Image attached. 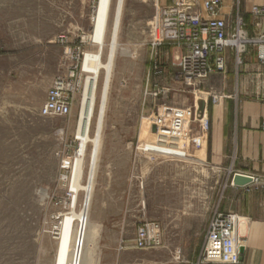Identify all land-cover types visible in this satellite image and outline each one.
Wrapping results in <instances>:
<instances>
[{
    "label": "rangeland",
    "instance_id": "374dc122",
    "mask_svg": "<svg viewBox=\"0 0 264 264\" xmlns=\"http://www.w3.org/2000/svg\"><path fill=\"white\" fill-rule=\"evenodd\" d=\"M203 1L195 0L197 9ZM96 2L0 0V264L53 263L55 224L50 217L68 195L62 177L69 176L70 169L63 165L79 149L76 121L89 73L80 69L76 74L80 92L69 116L43 117L39 108L53 78L64 72L66 46L97 52L98 44L89 40ZM172 2L124 0L120 49L112 70L89 211L93 239L87 247L92 249V264L180 263L181 251L173 247L177 210L191 209L203 190L210 198V218L219 212L234 213L225 210L223 196L231 185L229 178L225 185L224 170L193 160L206 161L204 150L189 154L179 147L192 159L142 150L153 149L152 141L187 144L191 134L203 131L198 121H192L182 140L159 135L156 129L159 118L169 111L191 109L196 97L204 96L198 92L203 91L201 83L179 76L177 48L151 46L150 22ZM115 3L112 0L102 59ZM95 114L96 107L90 135ZM144 223L158 224L160 247H135L137 230Z\"/></svg>",
    "mask_w": 264,
    "mask_h": 264
},
{
    "label": "crops",
    "instance_id": "0c3cea01",
    "mask_svg": "<svg viewBox=\"0 0 264 264\" xmlns=\"http://www.w3.org/2000/svg\"><path fill=\"white\" fill-rule=\"evenodd\" d=\"M252 6H264V0H236V3L221 0L216 16L224 18L229 25L236 15L243 16L246 32L252 36L261 30L256 26L258 19L250 13ZM260 23L263 28L264 23ZM224 56L225 69L201 82L205 94L218 96L214 103L206 104L207 131L194 132L187 144L152 141L154 152L151 153L187 158L179 147L189 154L192 150H204L206 161L193 160L197 165L224 170L225 185L233 173L256 177L257 182L230 186L223 198L225 210L236 213L245 224L244 232L239 234L243 247L239 264H264V131L259 127L264 117V63L258 59L255 46L243 54L240 65L236 64L232 50H225ZM205 94L202 99L206 98ZM202 142L204 145L195 147L194 144ZM192 203L191 209L188 206L186 211L177 210L173 247L181 251L183 259L178 264H192L198 258L210 221V198L205 197L204 190Z\"/></svg>",
    "mask_w": 264,
    "mask_h": 264
},
{
    "label": "built area",
    "instance_id": "2783aa9c",
    "mask_svg": "<svg viewBox=\"0 0 264 264\" xmlns=\"http://www.w3.org/2000/svg\"><path fill=\"white\" fill-rule=\"evenodd\" d=\"M221 0H204L202 8L197 9L195 0H173L161 7L150 22L151 46L155 50L164 47H174L179 50V76L186 80L201 83L210 75L222 72L226 66L224 51L234 52L236 64L242 63V56L250 46L257 48V56L264 63V6H252L251 13L258 19L256 24L260 31L249 36L245 29V21L241 15H236L229 25L224 18L217 17ZM95 7V6H94ZM94 11V9H93ZM263 30V31H262ZM262 31V32H261ZM84 52L77 48L63 50L65 60L64 72L53 78L46 91V96L39 108L43 117L69 116L77 103L80 84L76 74L82 69ZM157 56V51L155 52ZM168 89L163 91L166 93ZM199 94H205L198 91ZM206 98L196 97L191 109L173 110L159 118L157 133L170 138L185 140L188 127L192 121L201 124L203 132L208 129L206 117L207 101L215 102L217 95L205 94ZM204 100L205 106L201 113L198 101ZM168 121L167 124L163 121ZM260 129L264 131V117ZM186 152L184 151V153ZM230 177V185L234 186ZM251 182H257L251 176ZM239 217L230 212H219L210 218L206 231L204 245L197 264H239L241 253L238 243L237 225ZM161 246V234L157 223H144L136 235L135 247L152 249Z\"/></svg>",
    "mask_w": 264,
    "mask_h": 264
},
{
    "label": "bare ground",
    "instance_id": "6f19581e",
    "mask_svg": "<svg viewBox=\"0 0 264 264\" xmlns=\"http://www.w3.org/2000/svg\"><path fill=\"white\" fill-rule=\"evenodd\" d=\"M96 1L92 14L93 21L89 40L95 45L98 44V49L94 53H85L82 61V69L86 73L88 72L89 75L84 80L79 115L76 121L75 133L76 138L79 140L77 142L80 145L72 158L64 160L63 167L70 169L69 176L62 177L67 182L68 195L60 204L59 210L50 217L53 224H55L53 237L56 240L52 264H92L93 262L92 249L87 247L88 242L93 239L90 236L91 224L93 223H90L89 211L98 167V154L112 70L115 56L118 49H120L118 36L124 5V0H116L106 44L107 52L104 59H102V45L105 43L112 0ZM100 69L103 70V76L101 78V88L97 95ZM95 107L94 132L90 135L89 130ZM88 143L91 145V150L87 153ZM142 150L150 153L154 152L151 147H144ZM244 228L245 224L239 217L238 233H243ZM239 245L242 246L241 241Z\"/></svg>",
    "mask_w": 264,
    "mask_h": 264
},
{
    "label": "water",
    "instance_id": "95a60500",
    "mask_svg": "<svg viewBox=\"0 0 264 264\" xmlns=\"http://www.w3.org/2000/svg\"><path fill=\"white\" fill-rule=\"evenodd\" d=\"M198 106H199L200 112L202 113L203 110H204V106H205L204 100H199L198 101ZM251 180H252L251 179V176L245 175V174H241V173H236L233 176V178H232V182H233V184L235 186H244V185H247V184H249L251 182ZM239 251H240L241 254L243 253V247L242 246L240 247Z\"/></svg>",
    "mask_w": 264,
    "mask_h": 264
}]
</instances>
